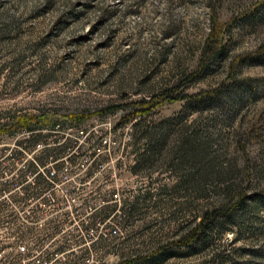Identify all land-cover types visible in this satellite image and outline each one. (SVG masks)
Segmentation results:
<instances>
[{
	"label": "rangeland",
	"instance_id": "1",
	"mask_svg": "<svg viewBox=\"0 0 264 264\" xmlns=\"http://www.w3.org/2000/svg\"><path fill=\"white\" fill-rule=\"evenodd\" d=\"M263 1L0 0V128L30 113L93 115L38 131L32 149L31 132L0 135V188L9 186L0 193V264H19V167L64 142L61 153L69 158H58L53 193L70 219H52L55 205L40 219L43 227L30 225H89L107 234L98 249L73 252L66 264L151 255L188 232L204 210L224 204L232 214L211 225L205 244L173 247L165 259L137 264H264V200L256 196L264 190V92L251 100L238 88L248 78L264 85V64H235L264 47V20L242 17ZM213 7L233 25L228 56L188 78ZM172 88L193 101L167 103L119 125L142 109L140 99ZM253 125L257 140L242 144ZM144 154L153 156L140 163ZM56 155L51 151L45 165ZM114 191L118 202H111ZM28 257L26 264H35Z\"/></svg>",
	"mask_w": 264,
	"mask_h": 264
},
{
	"label": "trees",
	"instance_id": "2",
	"mask_svg": "<svg viewBox=\"0 0 264 264\" xmlns=\"http://www.w3.org/2000/svg\"><path fill=\"white\" fill-rule=\"evenodd\" d=\"M242 17H245V20H247V22L264 20V1L256 3L255 6L249 10L247 15L246 13H244ZM232 29H233L232 22L231 21L223 22L219 17L215 7H213L211 12V28L202 47L200 61L196 69L192 73H190L188 78L198 77L201 72L207 70L213 63L223 60L228 56L229 48L226 39L228 35L229 36L231 35ZM263 50L264 47H261L255 53H249L247 55L240 56L235 60V64L241 66L244 64L247 65H254L258 63L264 64ZM234 71H235V67H233V72ZM257 83H259V81L248 78L244 80V82L239 83L238 88L242 89V91H244L245 94H247L248 98H250L251 100L256 99V97L262 95V93L264 92V85H261V87L258 88V85H260V83L259 84ZM175 88L166 89L150 97L149 99L148 98L140 99L136 103V106L142 107V109H139V111H136L131 116L130 115L124 116L119 122V125L123 126L124 124L129 123L134 116H144L148 114L150 111H152L154 108L165 105L167 103H173L184 99H187L190 102L193 101V98L190 95H176ZM196 101L198 103H201L203 102V98L199 97L198 99H196ZM116 108L118 107L105 109L102 112H100V114L106 112H114ZM92 116L93 115L91 114L85 115L82 113L63 115V116H55L49 114L37 116L32 113L17 115L15 116L10 126L0 128V135L1 134L16 135L19 132L25 130L31 132L32 137L28 139L27 141L28 143L26 146L29 149H32L35 146L36 142L41 139V133L38 131L43 129H54L56 128V126H62L67 124V122L81 123L84 122L85 120L90 119ZM257 128L258 127H256L255 125L248 127L247 131L243 135L244 137L241 140V143L245 145V143L255 140L257 137L254 136V132ZM21 143L23 144V141ZM64 144L65 145L63 144L57 145L58 147L51 149L45 147L42 153L43 155L41 154L37 156V160L39 161V163L45 165L46 161L48 160V157L51 156V151L53 150L56 151L57 154L54 159H58L62 157L61 151L63 150V147L66 148V145H68L69 142L68 143L64 142ZM152 156L153 155L148 156L147 154L142 155V157L139 159L140 163L145 162L146 160H150ZM203 159H204V155L202 153V156L200 157V162ZM31 167L34 170L33 164L31 165ZM38 179L41 183L45 182V178L43 176H39ZM7 187H9L8 182H6V184L4 185L5 189ZM256 196L264 200V190H262ZM233 209L234 207H230L227 204H224L223 206L208 208L204 210L202 214L199 216V221L197 223H194L192 227L189 229V231L186 232L181 237H179L178 239L170 241L166 245L159 247L151 255L138 256L130 260H124L118 264H137L142 261L152 260L153 258L162 260L168 256V252L173 247L193 248L197 243L203 245L208 240L207 238L209 232H212L216 228L215 226L211 227V225L215 224L219 220H224L225 218L226 219L229 218L230 215L232 214Z\"/></svg>",
	"mask_w": 264,
	"mask_h": 264
},
{
	"label": "built area",
	"instance_id": "3",
	"mask_svg": "<svg viewBox=\"0 0 264 264\" xmlns=\"http://www.w3.org/2000/svg\"><path fill=\"white\" fill-rule=\"evenodd\" d=\"M105 143H107V140H105ZM68 158V155L62 156L61 160L65 161ZM58 160L60 159H54L52 163L46 166L41 165L37 159H33L30 164L19 167L17 176L20 180L17 182V187L20 195L18 199L25 206L21 212L24 227L21 228L25 231L19 228L16 233L17 244L15 247L19 264H26L23 257L27 256H29L28 261H33L35 264H66L69 254L73 252H91L93 249H98V242L107 236L103 228L99 229L97 226L89 225L79 226L76 230L72 229V226L48 227L45 230L42 228V231L45 232L32 229L29 221H32L33 225L41 224L42 226V223L39 222L40 219L46 216L45 213L50 212V208L55 205L57 207L54 210L52 209V219H70L66 207L59 209L60 206L64 205L63 199L55 197L53 193L57 185L55 181L58 173L55 167ZM32 164L34 170L31 167ZM39 176L45 178L44 183L39 181ZM3 188L4 185L0 188V193L6 191ZM120 197V193L114 191L111 195V202H118ZM95 209L97 210L98 207H95ZM91 214L92 212H88L85 217H89ZM25 222L29 223L30 229L25 225ZM117 232L115 229L110 235L117 234ZM87 262L90 263V259Z\"/></svg>",
	"mask_w": 264,
	"mask_h": 264
}]
</instances>
